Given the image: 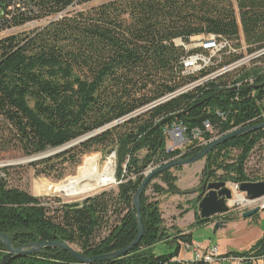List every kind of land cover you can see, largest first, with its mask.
<instances>
[{
	"label": "trees",
	"instance_id": "obj_1",
	"mask_svg": "<svg viewBox=\"0 0 264 264\" xmlns=\"http://www.w3.org/2000/svg\"><path fill=\"white\" fill-rule=\"evenodd\" d=\"M91 1L31 0L25 11L17 6L9 14L7 6L6 16L0 17V28L53 17L32 31L0 39V150L14 149L32 157L95 133L55 157L30 165L37 176L51 177L54 159L77 165L83 155L99 149L115 150L118 162L116 191L56 207L9 187L0 176V233L15 248L64 241L78 246L87 257L124 249L138 234L134 198L146 166L182 153L166 151V126L182 122L191 136L192 129L209 121L213 132L205 133L210 139L264 122V70H225L181 91L240 56L225 57L215 67L185 75L183 59L197 50L188 51L177 43L187 45L192 37L214 34L239 47L242 35L249 52L260 50L264 48V0H110L64 14L75 3ZM3 2L8 0H0V6ZM263 140L264 128H260L220 143L204 158L201 186L211 180H264L247 173L250 156ZM202 149L191 145L182 157ZM155 178L165 185L152 179L142 193L145 234L126 255L81 263L69 251L48 246L15 255L6 264H208L179 260L180 244H191L192 233L176 230L172 238L164 226L160 200L147 192L152 188L157 195L187 193L178 187L172 169ZM199 200L193 226L212 220L200 216ZM168 237L176 244L175 253L155 256L152 247ZM7 252L0 242V263ZM227 255L256 258L245 264H264V235L248 250Z\"/></svg>",
	"mask_w": 264,
	"mask_h": 264
},
{
	"label": "rangeland",
	"instance_id": "obj_2",
	"mask_svg": "<svg viewBox=\"0 0 264 264\" xmlns=\"http://www.w3.org/2000/svg\"><path fill=\"white\" fill-rule=\"evenodd\" d=\"M110 0H94L91 2L85 3H75L69 6L64 14H72L77 11H85L97 5H100L104 2ZM53 17H48L41 21H34L17 28L8 29L4 31H0V38L4 36L10 35V31L14 32L15 34L23 33L32 31L36 28L44 26L49 22V20ZM13 34V33H12ZM252 61L248 64L250 65ZM246 67L247 64H243ZM259 67L264 69V58L262 59ZM240 67V68H242ZM239 68V69H240ZM73 147V146H71ZM68 147L67 149L71 148ZM65 149V150H67ZM64 150V151H65ZM62 149H50L46 151V157H55L58 154L64 152ZM145 152H141V156H144ZM115 155V169L114 175L116 182L105 185L97 192L84 195V196H76V197H67L64 196L62 193L51 192L49 194H37L36 185L47 181L51 183H60L65 181L71 176H76L79 172V168L82 166L90 165L94 166L98 170L97 176L99 177L103 173V168L105 162L111 155ZM87 155V156H86ZM43 157V158H46ZM37 158V159H36ZM42 158H38V156L26 157L22 155L20 151L17 150H9V151H1L0 150V163H3L5 166L8 167L7 170L4 171L5 175L3 176V180L7 183L9 187H16L22 190L29 192L30 194L41 198L45 203H47L51 207H56L60 203H81L86 198L95 196L102 191H116L118 186V180L116 177V172L118 168L117 162V154L115 150H94L90 153H86L82 156L80 163L77 165H72L69 161L63 162V158L61 159H54L53 164L55 165L53 168L52 176L45 177V176H37L35 167L30 165V162L38 161ZM89 159L88 161H85ZM204 161V159L202 160ZM191 165V164H190ZM184 167V166H183ZM183 167L180 170H176L172 168L173 173L179 178L180 171H182ZM191 167V166H190ZM6 171V172H5ZM145 172V171H144ZM143 172V174H144ZM221 174L222 172H218ZM247 173L248 175L255 179V178H264V140L255 148L253 153L250 156V159L247 164ZM181 175V185L186 187V189H181L183 192L187 194H160L157 195L152 191V188L148 190V195L152 199H159L161 204V211L162 217L164 218V226L170 229L171 235L176 232V230L183 229L188 233L189 230L192 232V239L195 244H201L203 246H214L217 245L220 252H227L228 249L233 246L237 251H245L248 250L251 246L252 242H254L255 238L262 233H264V209L260 210L256 216L252 217H243L242 216V209H244V205L241 203H235L234 200L230 201V204L235 203L234 205H229V211L218 215L221 223V227L215 229V225L207 224L202 226H193L196 217V205L197 199L201 192V179L199 184L197 185L196 182H192L188 180V176ZM194 180V179H193ZM178 181V180H177ZM221 182L223 180H211L210 182ZM157 182L162 185H165L160 178L153 179V183ZM231 181H227V186L231 185ZM200 191V192H199ZM191 211V212H190ZM190 212V214H188ZM193 212V213H192ZM258 217V218H256ZM182 218L183 220H181ZM232 218V220H228ZM256 218V219H254ZM178 221V222H177ZM192 221H194L192 223ZM226 221V222H225ZM145 225V224H144ZM173 238V235L171 236ZM172 238L168 237L164 241L156 243L152 247V252L155 256H162V255H170L174 254L176 251V244L170 243L168 240ZM260 239V238H259ZM257 241V240H256ZM256 243V242H254ZM75 250L80 251V248L76 245H72ZM8 251V249H7ZM191 255H188V254ZM181 257L184 258H192V252L189 251H181Z\"/></svg>",
	"mask_w": 264,
	"mask_h": 264
},
{
	"label": "built area",
	"instance_id": "obj_3",
	"mask_svg": "<svg viewBox=\"0 0 264 264\" xmlns=\"http://www.w3.org/2000/svg\"><path fill=\"white\" fill-rule=\"evenodd\" d=\"M30 2L31 0H8L7 4H4L3 2L2 6H0V17L6 16L5 8L7 6H8V13L10 14L11 11L15 10L17 6L21 7L22 11H25L26 10L25 4H29ZM31 22H34V21H31ZM31 22H28V23H31ZM13 28H17V27H10V28L1 27L0 31L13 29ZM12 33L13 32H10V35ZM240 42H241V46L238 47L236 46L235 42L222 38L221 36L214 35V34L192 37L190 43L187 45L182 43L181 40H178L177 43L183 45L188 51L197 50L196 52L189 54L183 59V65H184L183 74L185 75L198 74L203 70H206L211 67H215L225 57L231 58L233 56H238V57L240 56L237 60L233 61L230 65L209 74L205 78H201L195 81L194 83L183 88L181 91H187L193 88L194 86L203 83L207 79H212L216 77L217 75H220L225 70L230 71V70L239 69L240 67L244 66L243 64L248 65L251 61L252 63L250 65L246 67H242V68H246V69L257 68L260 70H264V69H261L259 65H257V64H260L262 59L264 58V48L253 51V52H249L248 46L246 45L242 35L240 37ZM248 81L250 84L253 83L252 78H249ZM220 115L223 119H225V115L223 113H221ZM207 131L209 133L213 132L212 126L209 123V121L204 122L203 128L192 129V131H190L191 136H189L188 128L182 122L174 121L169 126H166V128L164 129V133L166 135V151L167 152H175L178 150L182 151L180 155H177L169 160H173L176 158H182V156L186 153V148L191 145H194L195 147H204L209 142L213 141L214 139L218 137L215 135L214 137L207 139L206 133H205ZM0 141H1V136H0ZM167 161H164L163 163H160L158 165H149V166L153 168V167L162 165L166 163ZM4 166L5 165L3 163L2 164L0 163V168H4ZM147 172L148 171L145 169L144 175H146ZM0 174H1V177L5 175V173L1 171H0ZM261 181H264V180H261ZM115 182H116V179L114 180L113 183ZM247 182H256V181H247ZM240 185L241 183L232 182L230 186H227L229 189H231V192H232V197L229 200H227L228 205H234L235 203H237L235 202L233 204H230L229 201L235 198L236 195H242L245 200V204L241 203L242 205H244V209H242L241 211L242 213H244L245 211L251 210L257 206H259L261 210L264 209V196L261 198L252 199L247 195L246 192H242L240 190ZM218 215L221 216V214H218ZM218 215L212 217L210 224L215 225L217 222H221V221H218V218H216L218 217ZM180 246H181L180 252L181 251L192 252L191 260L179 259L183 261H201L202 260L208 264H245V262L248 260L255 261L256 259L254 257H251L250 259H248L247 257L227 255L228 251L220 252L217 245H214V246L208 245L207 247H203L202 245L195 244L193 242L191 244L182 242Z\"/></svg>",
	"mask_w": 264,
	"mask_h": 264
},
{
	"label": "water",
	"instance_id": "obj_4",
	"mask_svg": "<svg viewBox=\"0 0 264 264\" xmlns=\"http://www.w3.org/2000/svg\"><path fill=\"white\" fill-rule=\"evenodd\" d=\"M264 128V122L257 125V126H246V127H240L236 128L227 134H224L213 141L209 142L207 145L203 147L202 150L199 152L195 153L191 157L187 158H176L173 160H169L166 163L156 166V167H150L146 166V170L148 171L145 175V179L140 185L137 194L135 195L134 198V207L137 211V220H138V234L135 238V240L129 244L127 247H125L122 250L116 251L111 254L107 255H102L98 257H87L80 253L78 250H75L72 245H70L67 242L64 241H55V242H45V241H40L38 243L34 244H27L22 247L15 248L9 237L3 233H0V242L5 244V246L8 249L7 254L4 256L2 262L0 264H6L12 257L15 255H20V254H26V253H34L39 251L42 247H60L62 250L69 251L72 253L81 263H90L94 260H106L110 258H116V257H121L129 253L143 238L145 234V225L142 219L141 215V195L144 192L146 186L148 183L154 179L155 176L158 174L162 173L165 170L172 169L176 166H185V165H190L193 163H196L198 161L203 160L207 154L212 151L216 146H218L220 143H223L224 141L236 137L238 135L244 134L250 130L254 129H260ZM95 134V133H94ZM94 134H89L84 137H81L73 142H70L66 145H63L61 147H58L62 149L63 151L67 149L68 147L74 146L76 144H79L80 142L88 139L89 137L93 136ZM57 149V148H56ZM116 152V151H115ZM46 153L37 155L38 158H43L46 157L44 156ZM37 159V158H36ZM1 176V175H0ZM240 190L242 192H246L247 195L252 198H261L264 196V181H256V182H243L240 185ZM232 197V192L231 189H229L226 185V182L221 181V182H209L205 185H202L201 187V192L199 193V213L202 218L205 219H212V217L218 215V214H223L225 212L229 211V205L227 203V200H229ZM261 210L259 206L245 211L242 213V216L247 218V217H252L256 213H258ZM221 223L217 222L215 224V229H218L221 227Z\"/></svg>",
	"mask_w": 264,
	"mask_h": 264
},
{
	"label": "bare ground",
	"instance_id": "obj_5",
	"mask_svg": "<svg viewBox=\"0 0 264 264\" xmlns=\"http://www.w3.org/2000/svg\"><path fill=\"white\" fill-rule=\"evenodd\" d=\"M114 169H115V155L113 154L105 162L103 173L99 177L97 176L98 170L96 167L90 165L82 166L79 168V172L76 176H71L65 181L56 184L44 181L37 184L36 185L37 194H49L51 192H56V193L58 192V193H62L64 196L67 197L90 195L97 192L105 185L114 182L115 180ZM232 200H234L237 203L245 204V200L242 195H236V197L231 199L230 201Z\"/></svg>",
	"mask_w": 264,
	"mask_h": 264
},
{
	"label": "crops",
	"instance_id": "obj_6",
	"mask_svg": "<svg viewBox=\"0 0 264 264\" xmlns=\"http://www.w3.org/2000/svg\"><path fill=\"white\" fill-rule=\"evenodd\" d=\"M204 164H205V161H198V162H196V163H193V164H191V165H185L184 167H183V169H182V171H180V174H182V176L184 175V176H188V180H191L192 182L194 181V182H196V184L198 183L199 184V182H200V179H201V174H202V171H203V168H204ZM191 166V167H190ZM178 175L179 176V178H178V181L176 182L177 183V185H178V187L180 188V189H186V187H184V186H182L181 185V175ZM194 179V180H193ZM197 184V185H198ZM197 195H199V194H197ZM199 197V196H198ZM191 212V211H190ZM190 212H188V214H190ZM193 213V212H192ZM256 218H258V217H256ZM256 218H254V219H256ZM181 220H183L182 218H180ZM257 220V219H256ZM178 222V221H177ZM194 221H192V223H193ZM180 230H183L182 228H180ZM186 232V231H185ZM189 232L190 233H192L190 230H189ZM188 233V232H187ZM264 235V233H262V234H260L259 236H258V238H255V240H254V242H256V240H258L259 238H261L262 236ZM192 241H193V239H192ZM254 242H252L251 244H249L250 246L252 245V244H254ZM193 243H194V241H193ZM201 245V244H200ZM203 246V245H202ZM203 247H207V246H203ZM228 247H231L230 249H228V251H237L235 248H233V246H228ZM188 255H191L190 253L188 254ZM179 259H188V260H191V258H184V257H181V252H180V254H179V257H178Z\"/></svg>",
	"mask_w": 264,
	"mask_h": 264
},
{
	"label": "flooded vegetation",
	"instance_id": "obj_7",
	"mask_svg": "<svg viewBox=\"0 0 264 264\" xmlns=\"http://www.w3.org/2000/svg\"><path fill=\"white\" fill-rule=\"evenodd\" d=\"M218 221H220V219L218 218Z\"/></svg>",
	"mask_w": 264,
	"mask_h": 264
}]
</instances>
